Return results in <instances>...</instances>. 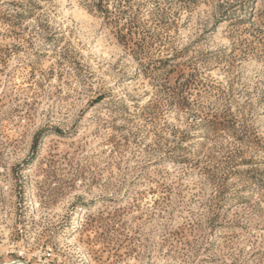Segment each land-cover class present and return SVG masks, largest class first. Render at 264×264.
Instances as JSON below:
<instances>
[{"label":"rangeland","instance_id":"rangeland-1","mask_svg":"<svg viewBox=\"0 0 264 264\" xmlns=\"http://www.w3.org/2000/svg\"><path fill=\"white\" fill-rule=\"evenodd\" d=\"M0 264H264V0H0Z\"/></svg>","mask_w":264,"mask_h":264},{"label":"bare ground","instance_id":"bare-ground-1","mask_svg":"<svg viewBox=\"0 0 264 264\" xmlns=\"http://www.w3.org/2000/svg\"><path fill=\"white\" fill-rule=\"evenodd\" d=\"M79 216H81V215H79ZM81 219V218H80ZM76 231V230H75Z\"/></svg>","mask_w":264,"mask_h":264}]
</instances>
